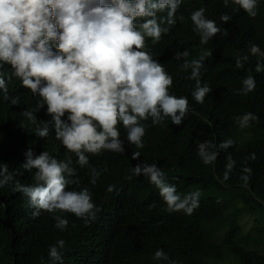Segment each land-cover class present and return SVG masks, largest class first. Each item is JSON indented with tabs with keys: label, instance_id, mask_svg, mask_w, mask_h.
<instances>
[{
	"label": "trees",
	"instance_id": "trees-1",
	"mask_svg": "<svg viewBox=\"0 0 264 264\" xmlns=\"http://www.w3.org/2000/svg\"><path fill=\"white\" fill-rule=\"evenodd\" d=\"M201 7L218 27L227 29V35L218 34L207 45L199 44L190 20V14ZM238 7L232 0L227 8L223 0H183L177 16L183 14L184 22L177 21L155 45L146 39L153 58L173 77L170 94L188 96L192 111L180 126L171 124L170 119L151 126L149 119L143 137L145 147L138 150L140 161L157 163L181 194L202 190L200 206L192 215L165 211L158 189L143 175L132 174V166L139 161L130 157L137 149L128 145L121 125L117 127L125 141V154L109 150L89 154L90 165L101 171L93 186L90 169L76 163L75 153L55 138L54 127L46 138L36 136L35 129L43 127L41 121L52 120L47 106L32 121L23 113L34 110L39 98L22 87L19 79L13 77L8 82L9 96L19 100L13 105L0 95V162L8 165L15 180L31 184L34 172L21 166L28 148L35 155L47 151L58 160L71 159V167L76 170L74 179L79 187L91 190L100 212L88 224L65 213L69 224L61 231L47 212L33 218L26 199L12 191L14 181L10 182L0 188V264H42V260L43 264H53L48 248L60 239L66 242L61 250L63 264H168L153 260L160 248L177 264H264V72H255V56H250L243 69L235 66L237 55L248 54L251 44L264 50V0H258L259 14L255 18ZM225 13L232 18L227 24L220 21ZM205 48L212 57L205 60L207 71L202 83H208L212 92L199 104L191 97L195 82L188 78L190 70L182 71L183 61L175 59L174 54L187 49L188 58L194 59ZM0 64V72L10 76L11 66ZM247 74L255 76L257 86L241 95L237 90ZM245 112H253L260 119L240 129L233 117ZM67 116L65 113L63 119ZM229 137L235 141L233 147L220 150L214 164L202 163L197 156L200 142L219 144ZM229 155L234 161L231 168L226 167ZM174 177H179V182ZM109 185H115V190L107 191ZM71 187L79 190L77 185ZM243 216L254 217L248 232L241 225Z\"/></svg>",
	"mask_w": 264,
	"mask_h": 264
},
{
	"label": "clouds",
	"instance_id": "clouds-1",
	"mask_svg": "<svg viewBox=\"0 0 264 264\" xmlns=\"http://www.w3.org/2000/svg\"><path fill=\"white\" fill-rule=\"evenodd\" d=\"M182 3L183 0H0V62L11 66L10 76L0 72V95L13 105L18 103L19 97L8 94V82L15 77L38 97L35 109L23 114L36 121V113L46 105L52 120L41 121L43 127L35 129L36 136L46 138L54 127L55 138L75 153L76 163L90 169L93 186L101 171L90 165L89 154L99 155L103 150L125 154V141L117 127L121 125L126 130L128 145L137 149L130 157L139 161L132 166V174L143 175L158 189L165 211L192 215L200 206L202 190L181 194L157 163L140 161L138 151L145 147L143 137L149 119L151 126L169 119L171 124L180 126L192 111L188 96L170 94L173 77L146 46L147 38L155 45L177 21L184 22L183 14L177 16ZM232 3L250 18L259 14L258 0H232ZM223 6L227 8L229 0H223ZM206 11L201 7L190 14L192 31L199 36L200 45H207L218 34L227 35V29L218 27L215 20L206 16ZM231 19L227 13L220 16L224 24ZM189 56L187 49L174 54L175 59L183 61L180 69L190 70L188 78L195 82L192 99L203 104L212 92L208 83H202L207 71L205 60L212 57V52L205 48L197 58ZM250 56L258 58L255 72H264V50L258 44H251L248 54L237 55L236 68L243 69ZM256 86L255 76L247 74L237 92L247 95ZM65 113L67 119H63ZM259 119L253 112L233 117L240 129ZM234 144L231 137L219 144L204 140L197 145V156L205 165H212L220 150ZM24 156L21 166L34 172V182L23 184L15 180L8 165L0 162V188L14 181L12 191L26 199L33 218L47 212L55 221L54 227L61 231L69 224L65 213L74 214L85 224L97 219L100 208L95 205L91 190L79 187V181L74 179L76 170L71 167V159L58 160L47 151L35 155L31 148ZM227 160L226 167L231 168L234 161L230 155ZM72 185L79 190L72 189ZM114 190L115 185L107 188L109 192ZM65 244L60 239L49 245L48 258L53 264H63L61 250ZM152 258L177 264L162 248Z\"/></svg>",
	"mask_w": 264,
	"mask_h": 264
},
{
	"label": "rangeland",
	"instance_id": "rangeland-1",
	"mask_svg": "<svg viewBox=\"0 0 264 264\" xmlns=\"http://www.w3.org/2000/svg\"><path fill=\"white\" fill-rule=\"evenodd\" d=\"M253 220H254V217H252V216H243L242 217L241 225L243 227L244 232H248V230L252 227Z\"/></svg>",
	"mask_w": 264,
	"mask_h": 264
}]
</instances>
